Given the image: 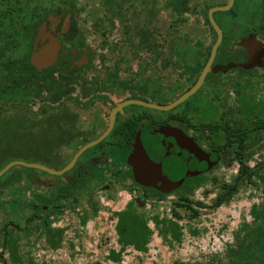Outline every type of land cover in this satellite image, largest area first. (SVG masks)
I'll return each mask as SVG.
<instances>
[{
  "label": "flooded vegetation",
  "instance_id": "obj_1",
  "mask_svg": "<svg viewBox=\"0 0 264 264\" xmlns=\"http://www.w3.org/2000/svg\"><path fill=\"white\" fill-rule=\"evenodd\" d=\"M190 1L187 0L186 4L184 0L165 1L169 16L173 17V23H177V33L172 32L177 41H168L163 32L157 34L149 28L144 42L103 43L98 54L99 74L84 73L92 66L94 52L79 27L75 10L69 4L56 9L39 2L35 6L36 19L27 27L28 31L35 28L29 54L24 53L17 60L0 58V65L18 64L26 55L30 62L35 35L42 24H45L44 38L37 42L36 50L50 38L57 40L59 46L54 62L47 68L38 70L30 62L40 73L33 75L34 94L25 97L26 92L19 90L17 103H11L14 100L9 101L7 98L10 95H6V103L0 105L2 114L16 111L0 116V159L28 153V150H12L17 144L15 139L25 134L28 139L26 145L33 147L35 158L42 161L59 159L58 147H71L68 164L82 145L96 139L107 129L110 112L120 102L137 99L168 104L189 89L209 62L218 34L210 24L204 35H193L192 31L185 29L186 16L202 6L200 10L206 11L208 19L211 7L224 6L230 0H195L192 6ZM213 19L220 29L221 40L210 66L221 65L225 69L208 72L199 89L181 103L185 105L179 110L176 108L178 105L166 111L138 104L123 106L114 115L110 132L94 145L95 149L86 154L88 149L85 150L68 171L62 175H53L38 170L33 182L41 183L42 175L47 176L50 193L42 201L29 203L31 214L33 210L37 213L34 223L36 220L42 222L37 216H45L48 211L57 207V194H62L63 189L66 195L95 192L94 189H85V185L87 182L99 184L115 151L123 154V168L115 179L128 180L142 191L143 188H148L160 192L153 186L138 184L127 164L137 133L148 158L160 165L163 176L173 181L181 180L177 188L163 194L188 193L191 189L186 186L187 180L209 175L228 161L236 163L237 159H244L249 150H240L239 146L247 145L248 141L240 137H247V133L242 130H246L248 125L253 129L251 136L254 141L251 143L259 146V99L260 87L264 85V0H232L228 9L213 12ZM139 50L144 51V58L137 57L141 54L138 53ZM110 54L114 56L112 63ZM135 59L139 63L143 61L146 74L151 79L149 83L136 82L137 74L142 73L136 70L131 72L128 67ZM185 66L197 67L196 77L194 75L189 78L188 72H183ZM66 67L72 71L65 72ZM170 67L175 72V78H170ZM57 78L62 79L63 84L70 88L59 101L55 98L53 89L52 94H48L46 90L48 86L56 85ZM5 85L9 88L8 84ZM178 87L183 90L175 97L172 96ZM118 97L119 100H116ZM170 97L174 98L168 100ZM253 98H257L259 106H254ZM190 99L193 100L188 103ZM31 100L36 106L29 117L26 113L28 107L23 104ZM63 101H69L68 105L59 104ZM261 113L264 114V111ZM222 128L231 130L230 138H224ZM255 137L258 139L255 140ZM196 148L210 154L211 160L216 164L207 169V163L194 156ZM174 150H179L180 156L174 154ZM253 151L255 154L258 149ZM128 170L131 177L128 176ZM187 170L199 172L185 175ZM113 186L110 179L108 184L101 186V190H111ZM26 220L15 222L8 218L7 221H0V225L25 224Z\"/></svg>",
  "mask_w": 264,
  "mask_h": 264
},
{
  "label": "rangeland",
  "instance_id": "obj_2",
  "mask_svg": "<svg viewBox=\"0 0 264 264\" xmlns=\"http://www.w3.org/2000/svg\"><path fill=\"white\" fill-rule=\"evenodd\" d=\"M165 1L0 0V58L17 60L22 54H29L32 37L26 35V30L32 20L36 19L35 6L39 5V2L56 9L63 7L64 4H69L75 10L79 27L94 52L92 66L88 67L84 73L99 74L98 54L102 44L125 42L128 37L126 31L134 35L138 29H144L146 38L148 29L152 28L157 34L163 32L168 37V41H177L172 35V32L176 34L178 31L177 23H173V17L169 16ZM193 3L195 0L190 1L191 6ZM200 9L202 6H199L193 13L187 14L184 25L185 29L192 31L195 36L204 35L210 27L206 22V11L201 12ZM33 11L34 17L32 18ZM111 21L113 28L109 31ZM156 40L159 38L156 37ZM134 41L136 42L138 39L135 37ZM138 53L141 54L137 57L144 58V51L139 50ZM109 58L112 63L113 54H110ZM128 67L131 72L136 70L142 73L135 75L137 83L150 82L151 79L146 74L143 61L139 63L135 59ZM64 69L69 73L72 71L69 68ZM172 69V67L169 68V72L172 74L170 78H175V72ZM1 71L0 80H6L3 83H14L13 78L9 80L5 72ZM63 71L61 73H64ZM57 80L62 79L57 78ZM27 85L34 87L33 82ZM263 86L260 87V99L258 98L260 100V122L264 121V114L261 113L264 111ZM182 90L183 88H176L172 96L175 97ZM34 92L35 90H32V94ZM5 97L0 100V105L6 103ZM174 97H170L168 100H172ZM7 99L9 101L13 99L14 102L11 103H17V100L11 96ZM253 99L254 106H259L257 98ZM192 100L190 99L188 103H191ZM68 103L69 101H63L59 104L68 105ZM184 105H178L177 110L183 108ZM23 106L28 107L26 113L31 117L36 104L31 100ZM10 113H16V111L11 110L3 114L6 116ZM3 114L0 112V116H4ZM262 128L264 129V124L261 126ZM261 129L259 146L255 144L251 147L258 151L247 162L248 166L260 163L264 156V130ZM15 141L17 144L12 147V150H28L30 152L27 157H23L27 162L41 163L51 169L61 168L69 161L72 153L71 147H58L59 159L42 161L35 158L34 148L26 145L28 139L25 134L16 138ZM114 154L109 162L110 166L104 171L99 184L86 183L85 189H94L95 192L66 195L63 189L62 194H57L56 205L59 207H54L48 213L47 219L50 226L63 227L65 230L64 239L59 248L55 250L48 248L44 238L34 241V237H30L26 241L20 235L21 257L24 259L21 260V264H27V257L31 259L32 264H92L94 262L101 264H172L174 262L183 264H234L237 262L264 264V173L262 171L258 172L260 178L253 177L254 184L241 186L229 202L212 208L210 205H212L220 185L231 183L238 169L237 163H223L208 175L210 179L217 181L215 186L207 183L204 187L195 190L193 194L188 195L193 201H201L204 204V207H195L199 211L198 215L191 217V212H186L174 204L179 193L168 194L162 199L145 198L143 191L134 187L128 180L115 179L119 170L123 168V154L119 151H115ZM15 168L17 166H14L13 170ZM48 179L47 176L42 175L43 182L26 185L22 178L3 189L0 195V221H7L8 218L15 222L25 221L31 214L29 203L42 201L43 197H47L50 193L47 186ZM110 179L113 181V188L106 191L101 190L103 188L101 186L108 184ZM205 189L210 192L205 194ZM74 200L76 203H72ZM131 200H134L137 210L146 217L147 226L151 230L145 250H136L132 246L121 250V246L117 242L116 218L113 213L123 210ZM92 203L97 204L95 213H93ZM173 209L179 213V218L174 215ZM84 215H87L88 218L82 224L80 217ZM164 219L174 223L173 229L166 234L161 232ZM35 223L41 228V221L36 220ZM111 251L120 252L119 262L109 258ZM0 264L19 263L11 261L8 252H4L0 247Z\"/></svg>",
  "mask_w": 264,
  "mask_h": 264
},
{
  "label": "trees",
  "instance_id": "obj_3",
  "mask_svg": "<svg viewBox=\"0 0 264 264\" xmlns=\"http://www.w3.org/2000/svg\"><path fill=\"white\" fill-rule=\"evenodd\" d=\"M187 0H184V4H186ZM207 24L210 26V23L208 19L206 18ZM113 28V22L111 21L109 31H111ZM35 28H33L31 31L26 30V35H30L32 37L34 33ZM126 41L131 42L134 41V38L136 37L139 42H144L146 38L145 30L144 29H138L134 35L129 34V32L126 31ZM2 71L5 72L8 79L14 80V83L8 84L9 88L6 87L5 82L6 80H0V100L2 97L6 95H10L14 99L19 98L18 92L19 90H24L26 94H24L25 97H27L29 94H32V90H35V87L29 86L27 84H31L33 82V75L40 74L38 71L34 69V67L30 64L28 61V56L26 55V58L22 61H20L18 64L15 65H7V66H1ZM68 68V67H66ZM183 72H188L189 78L197 75L198 68L197 67H191V66H185ZM65 72H68L66 70ZM64 72V73H65ZM31 81V82H30ZM33 88V89H32ZM55 93V97L57 100L60 99L61 96H64L67 94L69 88L65 86V84H62V80H57L56 85L53 87L48 86L46 88L48 94ZM252 121L250 120V123ZM264 124V121L260 122V129L261 126ZM245 130L246 136L240 137L243 139H246L248 141L247 145H241L239 146L240 150H249L247 156L239 160L237 159L236 163L238 164L237 173L232 179L231 183H222L220 185V188L213 199L212 205L210 207L215 208L220 206L223 203H227L230 201L232 196L238 191L241 186L245 184H254L253 177L260 178V171L264 173V156L260 163H256L253 166H248L247 162L252 159V156L254 154L253 144L251 141L254 139L252 138L250 132H251V126ZM263 129V128H262ZM261 129V130H262ZM264 130V129H263ZM222 131L224 132V138H230L231 130L222 128ZM261 138V136H260ZM264 138V137H263ZM258 139V137H255V140ZM78 147H75L77 149ZM96 146L92 147L91 149H88L86 153H88L90 150L95 149ZM30 154V152H28ZM28 153L24 154H15L9 159H0V169L5 166L8 162L12 161L13 159L18 160H24L23 157H27ZM230 162V161H228ZM66 164V163H65ZM64 164V165H65ZM63 165V166H64ZM62 166V167H63ZM14 167H11L6 173H4L0 177V195L2 194V190L7 188L9 185H12L13 183L17 182L21 178L24 179L26 185H30L33 183L36 173H38V169L34 168H28L23 166H17L13 170ZM259 174V175H258ZM128 176L131 177V172L128 170ZM61 178V176H59ZM264 179V176H263ZM186 186L190 187V192H184L179 193L177 200L174 202V204L181 209H184L186 212H191V217H195L198 215V210L195 207H204V204L201 201H193L188 197V195H191L194 193V191L197 188L204 187L207 183L212 184L215 186L217 184V181H214L209 178L208 175H200L193 179H189L186 181ZM210 190L205 189V194L209 193ZM143 195L145 198H155V199H162L168 194L160 193L156 190L143 188ZM72 203H76V200H74ZM91 205L93 209V213L97 210V204L92 203ZM57 206L56 208H58ZM51 211H48L45 216H37V218L42 219V225L41 228L38 227L36 223H34V219L36 216V211H32V214L28 219L26 220L25 224H4L0 227V247L4 252H8L9 258L14 263L17 262L21 264V260H24L21 257V237L27 241L30 237H34V241H37L41 238H44V242L50 249H57L61 246L63 239H64V228L63 227H52L50 226L47 215ZM174 215L178 218L180 217L179 213L175 212L173 209ZM113 216L116 218L115 223V232L117 235V242L121 246V250H123L127 246H132L136 250H145L146 243L149 241L151 230L147 226V219L146 217L137 210L135 207L134 200H131L126 207L121 210L113 213ZM88 216L84 215L80 217V222L84 224L87 221ZM163 227L161 232L163 234H166L169 230L173 229L174 223L172 221H166L165 219L162 220ZM109 258H111L113 261L119 262L120 261V252H114L111 251L109 254ZM27 264H32V261L29 257L26 258ZM92 264H101L100 262H94ZM172 264H183L182 262H174ZM199 264V263H194ZM234 264H247L243 262H237Z\"/></svg>",
  "mask_w": 264,
  "mask_h": 264
},
{
  "label": "water",
  "instance_id": "obj_4",
  "mask_svg": "<svg viewBox=\"0 0 264 264\" xmlns=\"http://www.w3.org/2000/svg\"><path fill=\"white\" fill-rule=\"evenodd\" d=\"M231 3H232V0H230V2L224 6H215V7H211L208 10L209 22L213 26V28L217 31L218 39L211 49L209 62L204 66V68L200 72L194 84L189 89H187L185 92H183L180 96H178L176 99H174L172 102L168 104H155V103L137 100V99H130V100L122 101L119 104H117L115 107H113V109L111 110L110 123L107 129L96 139L89 141L85 143L84 145H82L73 155L70 162L66 164L65 166H63L62 168L58 170H54L40 163L27 162L24 160H12L0 169V177L4 173H6L11 167H14V166L34 168V169L45 171L49 174L62 175L64 172L68 171L74 165L75 161L85 150L98 144L110 132L112 125H113L114 115L123 106L127 104H138L144 107L166 111L184 102L188 97H190L192 94H194L199 89V87L202 85L204 78L208 72H215L217 70L225 69L221 65H215L213 67L210 66L211 60L213 59L215 55L216 48L221 40L220 29L217 23L215 22V20L213 19V12L219 11V10H226L230 7ZM43 38H44V24L40 26V28L38 29L35 35L33 52L30 57L31 64L35 66L38 70L46 68L55 60L56 53H57L58 46H59V43L57 42V40L50 38L49 41L43 44L41 48L37 51L36 50L37 42L39 40H42ZM180 138L181 136L179 137V139ZM173 153L180 156L179 150H174ZM193 153H194V156H196L199 160H202L207 163V169L211 168L212 166L216 164V162L211 160V155L205 153L200 148H196ZM127 164L130 165L131 167V172H132L134 180L142 186H153L162 193H168L169 191L177 188L181 183V180L173 181L163 176L160 165L151 161L148 158L147 154L145 153V150L139 140V133H137L136 140L133 145V149L127 157ZM198 172L199 171L191 172L187 170L185 172V175H188V174L195 175V174H198ZM157 183H159V185Z\"/></svg>",
  "mask_w": 264,
  "mask_h": 264
}]
</instances>
